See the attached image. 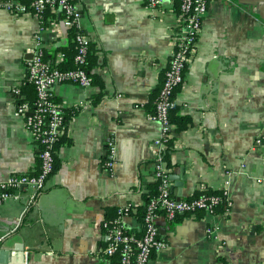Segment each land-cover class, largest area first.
<instances>
[{
  "label": "crops",
  "instance_id": "0c3cea01",
  "mask_svg": "<svg viewBox=\"0 0 264 264\" xmlns=\"http://www.w3.org/2000/svg\"><path fill=\"white\" fill-rule=\"evenodd\" d=\"M7 1L0 0V184L40 167V147L16 114L19 101L35 99L27 79L35 35L54 65L73 42L60 13H13ZM74 2L96 83L55 87L66 111L56 168L27 208L30 186L19 200H0V249L28 248L29 264H114L103 253L102 223L129 206L124 223L141 233L136 208L156 182L163 127L151 114L174 51L179 2ZM186 72L176 112L191 124H173L166 160L173 194L193 198L205 187L227 191L231 204L174 221L160 215L168 246L149 264H264V0H211Z\"/></svg>",
  "mask_w": 264,
  "mask_h": 264
},
{
  "label": "built area",
  "instance_id": "2783aa9c",
  "mask_svg": "<svg viewBox=\"0 0 264 264\" xmlns=\"http://www.w3.org/2000/svg\"><path fill=\"white\" fill-rule=\"evenodd\" d=\"M152 7L162 5L166 0H147ZM211 0H178L180 8V23L174 38V51L168 69L165 72L162 85L156 101V108L151 116L162 123V134L155 141L158 146L155 179L159 181V194L146 203L142 232L127 228L124 216L131 208L120 207L111 220L102 223L106 232L107 244L103 249L106 257H118V264H149L152 255L168 246V242L160 235L157 220L165 215L169 221H174L179 215H196L198 212L215 213L219 203L231 204L227 191L222 195L213 194L202 187L198 196L187 199H177L171 186L170 168L163 158L165 139L172 136L173 127L169 120V111L177 102L175 90L185 82L186 71L192 62L203 22L208 12ZM6 8L13 13L34 15L44 18L47 10L60 13L69 28L75 27L74 41L77 52L74 57L75 67L62 68L51 64L44 57V43L42 36L37 33L31 57L27 62V79L34 86L35 99L21 100L17 105L16 114L23 117L27 128L32 132L34 140L40 147V170L36 175H13L8 182L0 184V200L10 198L19 200L21 189L30 186L34 193L27 202L26 208L34 202L37 193L43 190L47 179L56 168V145L62 133L66 111L57 101L55 87L58 84L74 83L84 88L93 86L88 70L85 68L91 41L81 26V13L74 0H32L27 5L19 0H8ZM61 61L65 52L60 53ZM15 93L19 90L14 89ZM257 143L261 142L258 138ZM113 165V161H109ZM209 233L213 229H208ZM2 238H0V243ZM30 250L13 249L6 264H29Z\"/></svg>",
  "mask_w": 264,
  "mask_h": 264
},
{
  "label": "trees",
  "instance_id": "16d2710c",
  "mask_svg": "<svg viewBox=\"0 0 264 264\" xmlns=\"http://www.w3.org/2000/svg\"><path fill=\"white\" fill-rule=\"evenodd\" d=\"M22 3H25V4L29 5V4L32 3V0H22ZM49 11H51V10H47L44 13V17H45V14L47 12H49ZM69 30H70V36L73 39V42L71 43V45L69 47V50H67V53H65L64 60L60 61L57 65H55V66L62 67V68H73V67H75L74 57H75V54L77 52V43L74 41V36H75V33H76V28L75 27H70ZM44 57H45V49H44ZM94 65H95V57H94L93 54H91V44H90V50H89V53L87 55V62L85 64V68L88 70V74H89V77L91 78L92 82L94 81V83H96L95 75L92 72V69H93ZM179 88L180 87L176 88L175 96H176V93L179 90ZM35 96H36V93H35ZM98 97L99 96H97V95L94 96V102L98 101ZM157 98H158V96H157ZM176 106H177V104L173 108L170 109V111H169V120L172 123V125L174 123L177 124V129L178 130L186 129V128H188L190 126L191 119L189 117H184V116L177 115V112H176V108L177 107ZM155 108H156V103H155V106H154L153 113L155 111ZM172 130H173V127L171 129V133H172ZM173 141H174V139H173L172 136L165 139V147H164V151H163V158L165 160H167L168 165H170V162H169L170 153H169V151H170V148L172 147ZM58 142H57V145H58ZM57 145H56V147H57ZM40 166H41V162H40ZM39 170H40V167H39L37 172L32 173L30 175H36L39 172ZM207 190L210 191L211 193L217 194V195H222V193H223V191H216V190H212V189H207ZM158 194H159V181H156L154 183V185L151 186L150 192L145 195L146 203L151 201L155 197H157ZM224 204L225 203L222 202V203H219L216 206L215 214L217 212H221L222 210H224V206H225ZM145 206L146 205L136 208V214H138V216H139L141 221H143V215H144ZM129 213H131V211ZM137 234L140 235L141 233H137ZM111 259H112L114 264H118V257L117 256H113V257H111Z\"/></svg>",
  "mask_w": 264,
  "mask_h": 264
},
{
  "label": "water",
  "instance_id": "95a60500",
  "mask_svg": "<svg viewBox=\"0 0 264 264\" xmlns=\"http://www.w3.org/2000/svg\"><path fill=\"white\" fill-rule=\"evenodd\" d=\"M178 185H181V184H178ZM171 190H172V187H171ZM177 199H183V198L180 196ZM15 249L20 250V249H23V247L21 245V247L19 248L16 247ZM10 253H11V249H0V254L2 255V259H0V263L6 264L9 261Z\"/></svg>",
  "mask_w": 264,
  "mask_h": 264
}]
</instances>
